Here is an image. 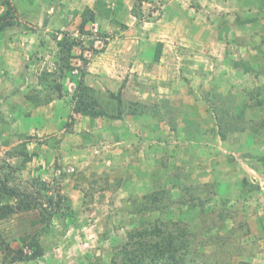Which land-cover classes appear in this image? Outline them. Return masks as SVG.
<instances>
[{"label":"rangeland","instance_id":"1","mask_svg":"<svg viewBox=\"0 0 264 264\" xmlns=\"http://www.w3.org/2000/svg\"><path fill=\"white\" fill-rule=\"evenodd\" d=\"M87 7L97 20L81 34ZM7 20L14 24L0 28V182L8 175L33 204L45 201L41 182L69 200L40 235L43 256L4 262L0 248V264H117L129 233L158 218L189 233L203 227L199 239L228 236L221 264H264V0H0V24ZM64 34L83 41L74 62L84 69V54L85 80L103 102L122 92L156 112H75L70 94L81 69L59 80L63 97L51 77L40 82L55 71L54 36ZM160 187L174 204L152 210L146 195ZM0 201L17 205L7 195ZM41 208L0 220L13 247L35 232ZM217 242L199 250L213 254Z\"/></svg>","mask_w":264,"mask_h":264},{"label":"trees","instance_id":"2","mask_svg":"<svg viewBox=\"0 0 264 264\" xmlns=\"http://www.w3.org/2000/svg\"><path fill=\"white\" fill-rule=\"evenodd\" d=\"M133 14L139 19L142 18V11L138 7L133 8ZM10 17H12V15H10ZM96 20L97 16L95 12L89 7L85 8L82 13L79 28L81 34H90L91 32L86 29V26L89 23H94ZM12 24H14L12 20H7L5 23L0 24V28H5L6 25ZM54 39L58 48L56 68L55 71L52 72L48 70L43 71L40 74V82L43 84V82H47L51 77V89L55 90L59 97H63V85L59 80L66 78L68 74L75 69H81V75L77 80L74 92L70 94L71 103L75 112L94 118L107 116L114 119H121L127 114L138 116L145 115L148 114L150 110L156 112L158 106L153 105L150 107L140 100L124 99L122 92L118 94L112 93V96L108 98L106 102H103V99H101L102 96L98 94L99 91L88 85L85 80V75L88 72L85 64L88 63V60L84 57V54H81L79 57L84 64V69L81 66L75 65V52L77 48L82 46L83 41L81 38L64 34L62 37L54 36ZM89 42L91 45L90 47L94 48V40ZM28 64L29 63L26 64V68H28ZM65 94L69 93L65 91ZM28 98L31 101H37L36 95H30ZM40 101L43 104H47L50 102V99L44 98L40 99ZM259 161L264 166V155L259 157ZM8 179V175H6L5 180L0 182V195L14 197L17 199V205L14 206L8 203L3 205L0 204V220L19 210H29L34 207L41 208L44 202H46L47 206H50V210L46 207L41 208L40 217L34 221L33 226H36L35 232L33 234L27 233L20 237L22 245H18V247H13L11 242L5 239L0 229V248L4 252H2L4 254L3 261L16 262L36 259L46 253L40 235L42 233L47 234L51 231L53 218L57 212H59L60 208H62V204L69 199L65 196L62 197V195L56 198L53 194H47L45 189L48 188V185L41 182L39 190L40 194L44 196L45 201H37L39 198L37 196L33 204L32 194L21 190L17 186L9 185L7 183ZM247 184V180L244 179V185ZM255 187L259 188V185H255ZM183 189L184 196H187L190 188L184 187ZM146 196L151 203L149 208L152 207V210L171 208L174 204L170 199L168 190L164 187H160L158 190ZM166 198L167 201H164ZM188 202L191 204L190 199H188ZM142 207L147 208V206ZM156 220L157 221H155L151 227H145L129 233L128 240L118 251V254L121 256V261L117 262V264H187L188 260H202L201 262H204V264H221V254L226 248V241L223 239H227L228 236L223 239L220 236H215L213 238L208 236L206 239L202 237V239H199L201 232L204 230L203 227L196 230L192 229L189 233L185 232L178 222L172 223L175 226L170 228V225L165 221L159 220V218ZM231 233H235V231ZM217 240V243L220 242L221 244L219 245L218 251L215 253L207 254L199 250L201 245L209 246L214 244ZM26 249L28 252H26Z\"/></svg>","mask_w":264,"mask_h":264},{"label":"crops","instance_id":"3","mask_svg":"<svg viewBox=\"0 0 264 264\" xmlns=\"http://www.w3.org/2000/svg\"><path fill=\"white\" fill-rule=\"evenodd\" d=\"M7 62V61H6ZM27 63H29V61H28V59H25V61L23 62V66H24V70H26V72H28V68H29V66H28V68H26V64ZM29 65V64H28ZM26 75V73L23 75V82L25 83V81H27V79H28V75L27 76H25ZM3 79H4V77H3V75L2 74H0V85H1V87H0V91L3 89ZM4 87H5V85H4ZM12 91H14V89H12L11 88V92ZM8 93H10V91H8ZM170 107H167V110L169 109ZM164 112H166V110H164V109H162ZM171 110H174V109H172V108H170L169 109V111H171ZM40 112V111H39ZM39 112H36V111H34V116L36 115V114H39ZM38 117V116H37Z\"/></svg>","mask_w":264,"mask_h":264}]
</instances>
